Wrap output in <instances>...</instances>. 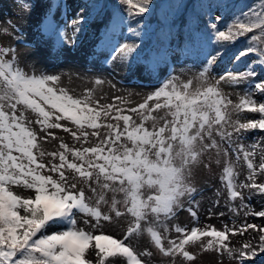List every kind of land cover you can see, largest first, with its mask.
<instances>
[{
	"label": "snow or ice",
	"instance_id": "6c2138e0",
	"mask_svg": "<svg viewBox=\"0 0 264 264\" xmlns=\"http://www.w3.org/2000/svg\"><path fill=\"white\" fill-rule=\"evenodd\" d=\"M118 2L127 6L126 16L119 8L109 9L104 0H92L69 20L67 5L62 0H49L37 31L43 41L51 40L56 49L73 47L93 13L111 12L113 23L106 26L108 33L121 32L132 39L106 49L105 62L118 59L130 71H134V65L151 71L137 39L143 35L142 17L150 12L153 0ZM20 3L29 12L35 6L31 0ZM217 6L230 11L231 19L223 27L219 26L223 19L220 15L208 20L206 51L194 80L185 82L169 74L134 107H127L130 101L122 97L101 104L94 89L73 96L60 86L61 74L38 70L34 64L28 65L31 72L25 71L15 45H0V264H120L121 258L125 264H146L142 257H150L152 253L147 250L137 253L126 243L130 237L142 234L149 237L163 257H171L173 264L176 256L188 262L195 259L186 250L189 244H199L202 251L226 253L245 264L246 260L257 257L256 248L250 242L242 248L230 247L228 234H243L249 228L261 233L258 247L264 253V227L246 222L225 224L223 230L210 225L203 229L194 226L190 230L175 225L179 235L168 239L167 247L163 242L166 237L159 230L169 231L167 221L184 208L185 198L189 204L194 201L197 189L190 182L193 168L213 151L217 157L222 153L226 158L221 179L229 199L243 201L242 192L238 191L243 188L255 190V193L250 191L249 199L252 194H264V183L257 184L255 180L258 173L264 174V146L260 144L264 136L248 147L242 142L244 132H264V101L257 102L253 95L255 92L264 95V79H254L264 73V0H254L238 10L233 8L231 0ZM57 9L62 12V23L53 18ZM85 9L88 16L80 14ZM7 23L13 31L0 28V34L12 35L25 47L34 46L25 42L24 33L17 25ZM68 28L72 29L71 38ZM194 36L195 33H189L190 40ZM161 39H167V34ZM237 41L242 50L229 56L231 46ZM249 53L255 54L250 60ZM226 58L233 67H225L215 83H210L209 73ZM242 58L247 62L239 70L235 64L243 62ZM221 82L248 85L239 103L234 104L224 94ZM103 83L100 78L94 80L96 86ZM118 102L123 106H117ZM241 111L258 113L259 118L234 121L232 113ZM28 112L35 115L34 123L45 136H39L31 127L33 122L27 119ZM61 121H69L75 130ZM53 129L70 133L82 146L69 147L61 140L58 151L45 152L41 141L49 137L56 139L50 131ZM101 129L105 130L103 136ZM90 136L96 137L97 143L84 147ZM257 149L258 169L253 159ZM229 150L236 155L237 162L242 156L250 183L236 182ZM45 156L52 157L47 165L43 163ZM216 163L219 164V159ZM210 164L211 156L205 167ZM80 182L95 197L94 205L88 202L91 197L85 195L84 187L78 188ZM14 187L30 190L32 194L25 197L15 192ZM109 192L110 203L106 199ZM102 204L109 205V213L101 211ZM186 210L194 219L197 217L191 207ZM111 213L117 220L124 216L132 218L123 239L103 232V222H113ZM248 215L264 217V210L246 212L245 216ZM78 216H82L85 227L79 226ZM205 237L208 239L203 242ZM89 254H94L95 261L88 258Z\"/></svg>",
	"mask_w": 264,
	"mask_h": 264
},
{
	"label": "rangeland",
	"instance_id": "374dc122",
	"mask_svg": "<svg viewBox=\"0 0 264 264\" xmlns=\"http://www.w3.org/2000/svg\"><path fill=\"white\" fill-rule=\"evenodd\" d=\"M31 2L35 6L29 12L23 9L20 0H0V28L8 27L9 31L12 32L13 30L7 23L11 21L22 30L25 42L34 46L25 47L23 43H19L13 39V36L10 34H0V45L5 47L15 45L20 63L25 71L31 72L32 69L28 65L34 64L38 70L43 69L49 73L61 74L60 86L68 89L69 93L73 96H81L86 89H94V95L97 99H100L101 104L112 103L114 97H122L125 101H130L126 105L127 107H134L142 103L146 96L159 86L160 81L168 78L169 74H173L179 80L186 82L189 79L194 80L200 71L201 61L206 51L201 22L193 24L188 29L192 33H195L193 39L179 37V41L175 42L176 38L170 36L168 40L169 46H162L160 48L158 47L160 42L156 37V23L147 25L144 28L142 37L138 38L137 42L142 45L140 49L141 54L142 56H147V63L150 64L151 71L135 65L134 71H130L128 66L119 62L118 59L111 63L105 62L107 56L106 49L110 48L113 44L125 42V40L131 42L132 39L131 37L121 35V32L115 34L108 33L106 26L113 23L111 12H105L100 15L93 13L87 23L84 24L82 32L77 37L78 42L75 46H65L56 49L52 47L51 40L43 41L40 38V33L37 31L48 10L49 0H31ZM62 2L67 5V19L71 20L75 18L76 14L80 12V8L73 3V0H62ZM89 2H92V0H89ZM104 2L112 11L117 9L113 3L106 0ZM223 10L222 7L215 9L214 16L220 15L223 17ZM80 14L88 16V9H85ZM53 18L58 22H63L60 9L56 10ZM67 31L69 38H71L72 29L68 28ZM230 52L231 49L228 53L229 56L232 55ZM254 56V53H249L247 59L250 60ZM226 60L227 58L209 73L210 83H215L219 75L223 73L225 67H233L229 62L226 63ZM242 61L235 64V67L239 70H243L244 67H238V65L243 64L245 66V62H247L245 58H242ZM96 78L102 79L104 83L96 86L94 84ZM254 79L256 81L264 79V73ZM247 87L248 85L245 83H240L237 86H231L227 82H221L220 84L221 90L234 104L239 103L240 97L245 94ZM253 95L257 102L264 101V95L258 92H255ZM117 106L123 105H120L118 102ZM132 115L139 122V118L135 114ZM26 116L29 121L33 122L31 127L39 133V136H45V133L40 132L39 125L34 123L35 115L28 112ZM258 118V113L248 111H241L239 114L232 113L234 121L239 119L241 122H246L247 120ZM61 123L75 130L69 121H61ZM50 131L57 138L52 139L49 137L41 141V147L45 152L58 151L61 140L67 143L69 147L80 148L82 146L81 143L74 140L70 133L64 132L63 129H53ZM100 131L101 136H103L105 130L101 129ZM261 136H264V132L260 130L244 132L242 133V142L245 147H248L250 144L257 142ZM217 139L219 138L217 137ZM233 139H235V136ZM95 143H97V138L90 136L89 142L83 146L89 147ZM260 144L264 146V141H260ZM224 147H227V145H224ZM209 156H211L210 167H205V164L209 163ZM69 158L71 159V157ZM217 159H219V164L216 163ZM225 159L222 153L217 157L213 151L204 155L202 163L193 168L190 182L197 189L194 201L189 204L187 198H185L184 208L179 210L174 218L167 221L169 229L167 233H165L163 228L159 229L161 235L166 237L163 241L166 247L168 239H175L179 235L174 230L175 225L186 226L189 230L194 226L203 229L205 226L210 225L214 226L217 230H223L225 224L232 226L235 221L237 225L246 222L258 227H264V217L255 215L245 216V213L249 211L255 213L264 210V194H252L251 199H249L250 191L255 193V190L243 188L238 189V191L242 192L243 201L240 198L234 201L229 199L228 190L221 179L225 167ZM229 159L233 163L235 172L237 173L236 182L238 184L250 183L247 180L249 170L242 156L239 162H237L236 155L229 150ZM253 159L258 169L260 163L259 149H257V154ZM51 160L52 157L45 156L43 163L47 165ZM255 180L257 184L264 183V174L258 173ZM79 187H84L85 195L91 197L88 202L94 205L95 197H93L91 191L82 182L78 183ZM13 190L25 197L32 194L30 190H24L20 187H14ZM111 196L112 193L110 192L106 194V199H108L109 203ZM117 198L122 199V196L118 195ZM243 205H247V207ZM188 207H191L197 213L195 219L186 210ZM231 209H236V212L231 211ZM101 211L109 213V205L102 204ZM221 213H224V215H220ZM111 215L113 216V222H103V232L106 235H112L116 239H123L132 218L124 216L117 220L114 213H111ZM77 219L79 226L85 227L82 216H78ZM96 234L99 233L97 232ZM228 235L230 247L242 248L245 243L250 242L256 248L257 257L246 260L245 264H264V253L259 252L258 247L259 236L261 235L258 230L249 228L243 234L236 232L235 234L229 233ZM207 239L206 237L203 238V242H206ZM126 243H130L137 253L145 250L152 253L150 257H142L146 264H173L172 258L163 257L158 249L151 244L146 234L140 236L134 235ZM186 250L192 253L195 259L188 262L181 256H176L174 264H240L238 258H229L226 253L219 254L216 251H202L199 244H189L186 246ZM245 251L248 250L245 249ZM236 256L238 257V254ZM88 258L93 261L96 259L94 254H89ZM120 264H125L122 258Z\"/></svg>",
	"mask_w": 264,
	"mask_h": 264
},
{
	"label": "trees",
	"instance_id": "16d2710c",
	"mask_svg": "<svg viewBox=\"0 0 264 264\" xmlns=\"http://www.w3.org/2000/svg\"><path fill=\"white\" fill-rule=\"evenodd\" d=\"M119 8L120 13L126 16V5L119 4L118 0H106ZM224 0H153L149 13L144 14L142 17L144 22V28L152 23H156L157 27V40L159 48L169 46V37H175V42L179 41V37L188 38L189 27L198 22L202 23V30L204 33L205 43L207 42V33L210 29L206 27L209 19H214V10L219 8L218 4H223ZM233 8L238 10L245 7L247 4H252L254 0H231ZM141 19L140 17L136 18ZM231 19V12L223 10V19L220 22V27H223L224 23H227ZM134 23V22H133ZM163 34H167V39L162 40ZM251 35V34H249ZM241 38L240 40H243ZM206 48V44H205ZM231 54L238 49L242 50V45L239 41L235 45L231 46ZM228 60H226V63ZM238 67H244L243 64H239Z\"/></svg>",
	"mask_w": 264,
	"mask_h": 264
},
{
	"label": "bare ground",
	"instance_id": "6f19581e",
	"mask_svg": "<svg viewBox=\"0 0 264 264\" xmlns=\"http://www.w3.org/2000/svg\"><path fill=\"white\" fill-rule=\"evenodd\" d=\"M86 2H89V0H73V3H75L76 6L80 9L84 7Z\"/></svg>",
	"mask_w": 264,
	"mask_h": 264
}]
</instances>
